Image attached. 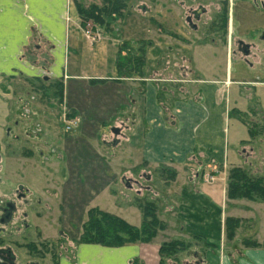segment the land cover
<instances>
[{"label": "crops", "instance_id": "0c3cea01", "mask_svg": "<svg viewBox=\"0 0 264 264\" xmlns=\"http://www.w3.org/2000/svg\"><path fill=\"white\" fill-rule=\"evenodd\" d=\"M75 1L0 0V81L5 78L12 80L13 76L19 74L34 76V79H37L35 76L49 74L51 82L58 80L62 84L60 97L57 94L59 112L62 116L72 119L71 124L76 122L75 125H69L68 129L66 124L64 125L66 132H73L72 136L66 137L63 143L55 136L56 147L51 148L49 156H44L41 152L40 157L59 166V161L53 157L56 154L58 160L66 158L67 165L74 167L81 154L83 157L88 154L83 165L98 169V174H92L91 177L92 180L99 179L104 182L102 188L105 190L107 183L115 178L123 182L122 180L126 179L124 176H130L134 182H138L139 176L144 175L147 180L153 182L151 170L170 166L174 176L169 182V188L162 194L153 192V196L161 194L162 198L167 199L162 209L166 216L163 219L166 228L163 231L165 233L161 234L182 240L188 235L202 236L205 238V245H209L211 250L222 240L225 218H236L240 220V225L235 231V236L230 239L229 264H264V248L242 245L244 239L258 243L264 239V233L260 236V230L254 229L252 232L243 226L244 220L256 222L252 210L260 206V202L228 199L227 178H216V173L213 172V166L223 167L229 172L230 166L235 163L228 154L226 124L231 113H239L241 106L236 99L231 102L229 89L233 85L264 84L258 79L242 78L246 75L260 78V75L264 74L262 14L251 15L245 11L241 20H235L230 4L224 44L220 43L216 35L203 32L202 26L209 20L207 15L202 16L196 24L198 29L178 33V38L184 37V42L179 41L176 48L174 45L169 48L166 46L164 50L169 59L174 51L181 55L177 62L181 65L179 72H183L185 76L176 80L173 79L176 74L172 71L174 67L171 60L164 63L163 68L159 70L149 67L154 66L149 64V57L142 66L144 73L140 76L120 72L117 61L112 66L114 70L111 74L85 70L80 41L86 39L78 14L76 21L70 22L69 17L71 8L76 11ZM85 1L88 4H99L101 0ZM247 1L256 7L257 1H260L261 8L264 9V0ZM207 5L217 7L219 1L209 0ZM239 43L243 45V51L237 49ZM219 51L220 54L225 52L226 59L225 68L222 70L224 76L217 77L215 74L218 70ZM236 52L242 56L239 58ZM200 55L201 60L205 61H199ZM232 57L242 63L243 67L234 79ZM95 65L92 64L93 69L96 68ZM173 84H179L178 93L168 89L176 88ZM159 86L164 89L162 101L158 100ZM247 90L237 91L238 96L241 99H249ZM234 116L238 120V143L235 150L237 153L243 140L241 130L249 135L250 127L245 125L244 117L239 114ZM38 128L41 130V125ZM115 129L118 130L117 133L113 132ZM40 133L34 135L37 137ZM80 137H89L92 144L86 140L82 144ZM49 138L44 140L46 144L51 141ZM8 143L4 142V153L7 154H2L1 160L5 158L6 162L19 164L22 158L6 151ZM49 147L51 146H46ZM116 167L118 169H115ZM195 168L197 171L206 169L205 173L211 172L215 176L214 182L206 183L197 178L193 179L191 172ZM148 174L152 176L149 177ZM27 189L29 187L23 190L25 194L31 193L30 189ZM152 191V188L146 186L141 191L138 188L135 192L138 197H145ZM61 193L63 198V191ZM54 197H57L56 193ZM38 198L39 201L34 205L26 199L23 211L18 210L20 214L23 212L22 222L27 225L29 216L25 207L51 206L46 200L42 203L43 198ZM67 198L69 199L70 195ZM171 198L175 201L174 204H171ZM135 206L134 209L141 213L140 224L134 225L138 227L142 223L143 215L140 207ZM13 217L12 213L10 218L2 222V226L9 224ZM34 218L38 219L37 216ZM257 226L256 224L259 229ZM38 230L45 238L54 237L45 235L46 232L42 229ZM158 236L159 234L147 243L117 248L79 244L72 261L62 257L58 264H159L158 249L165 240L157 241ZM206 260L209 261L208 257Z\"/></svg>", "mask_w": 264, "mask_h": 264}, {"label": "rangeland", "instance_id": "374dc122", "mask_svg": "<svg viewBox=\"0 0 264 264\" xmlns=\"http://www.w3.org/2000/svg\"><path fill=\"white\" fill-rule=\"evenodd\" d=\"M76 1L88 6L85 0ZM208 1L128 0L121 17L104 16L102 24L86 20L84 26H81L82 30L84 28L98 29L102 32V38L93 46H87V40L80 41L85 70L103 74L113 73L114 68L112 66L115 65L119 48H121L119 58L124 62L123 73L142 75L144 73L142 66L148 61L147 58L149 57V64L151 63L154 66H148L159 70L163 68L164 63L171 60V65L174 67L172 71L174 75L176 74V78L173 79H181L180 77L185 76L183 72H179L181 65H178L179 62H177L181 55L174 51L169 59L164 53L167 45H174L175 48L179 45L178 39L168 38L167 29L176 34L190 30L184 22V16L188 14L190 8L195 9L200 4L205 8L214 9L213 6L207 5ZM215 1L221 3L223 0ZM230 1L227 0V8L231 4L235 20H241L246 12L251 15L262 14L264 17V9L261 8L260 1L256 3L258 7L247 0H234L233 2L231 1L232 3ZM69 17L71 19L70 22L77 20L75 9L71 8ZM70 25V32H72V24L70 23ZM147 40L151 41L152 44L150 42L148 44ZM234 49L236 50V47ZM219 54L217 55L219 58L218 70L215 74L217 77L224 76V71L222 72V70L225 68L226 59L225 52ZM236 56L240 58L242 55L236 52ZM137 57L142 59L143 65H136L134 59ZM198 59L199 61L204 60H201V55ZM231 62L234 79L237 78L239 71L243 67L241 66L242 63H238L233 57ZM92 64H96V68L93 69ZM35 77L37 79H34V76L26 77L19 74L13 76L12 80L5 78L0 81V206L7 208L6 203L11 202L17 208L13 212L14 217L9 224L2 226L3 223L0 222V251L8 248L15 257L13 264H58L62 257H67L72 261L79 245L78 239L81 234L82 224L86 221L90 208L96 207L122 219L124 218V220L133 225H138L140 224L141 213L134 207H136L135 205H143L146 202L155 204L156 216L164 225L163 229L157 230L156 236L157 234L159 236L156 240H172L173 237L171 235L165 236L161 234L165 233L163 231L166 228V224L163 221L166 216L163 214L162 209L167 203L165 201L167 199L162 198L161 194L169 188V182H171V175L173 174L172 167L160 166L155 170H151L150 173L154 177L153 182H150V179L147 180L144 175L139 176L138 182H134L130 176H124L129 179L130 188H127L120 179L115 178L112 182L107 183L105 190L102 188L105 184L104 182L99 181V179L92 180L91 175L98 174V169L83 165L88 154L86 157L81 154L78 158V163H75L74 167L67 165L66 158L58 160L56 154L53 157H56V161H59V166L53 165V161L47 160V162L40 157L41 152L44 153V156L51 154V148L54 149L57 145L55 136L58 137L60 143H63L66 137L72 136L73 132H66L64 125L66 124L68 129L69 125H75L76 122L71 124L72 119L62 116L59 112V97L57 96L59 88L57 83L60 82L58 80V82H54V80L51 82L49 74ZM242 78L258 79L264 82V74H261L260 78L255 75H246V77ZM173 85L176 88L168 89H170V92L175 90L174 93H178L179 84ZM161 87H157L159 101H162L164 97V89ZM246 89H248L247 93L250 94V97L249 99H243V97L241 99L237 91L241 90L242 92V90L245 91ZM229 90L230 99H236L241 106L239 113H231L226 124L228 154L235 162L233 166H230V169L240 167L251 178H260L264 183V84L254 86L233 85ZM234 114L244 117L242 119L245 120V125L250 127L249 135L246 131L243 132L241 130V136L243 137L241 139L243 140L237 153L235 150L238 143L236 141L238 139L236 136L238 120ZM40 125L42 127L41 130L38 128ZM30 131L31 133H29ZM39 132H41L40 135L36 137L34 134ZM112 135L114 136V134ZM49 136L54 139L49 138ZM5 137L9 139L6 140ZM48 138L51 141L46 144L44 140H48ZM80 138L82 144H84V140L92 144L89 137ZM5 141L7 143L10 142L6 144V151L15 153L17 157L22 158V162L13 164L11 161L6 162L5 158L3 161L1 160L2 154L4 156L7 154L4 153ZM46 146L51 147L46 148ZM213 168L216 169L214 172L216 173V178L220 177L222 180L227 178L228 170L217 166H213ZM115 169L118 168L116 167ZM206 171V169L197 171L195 168L191 172L192 178H197L202 182V180L204 181L203 174ZM152 175L148 174L149 177ZM21 186H23L22 189ZM146 186L152 188V193L146 194L145 197H138L135 191L138 188L141 191ZM25 187H29L30 191L29 189L27 190L31 193L25 194L23 191ZM62 191L64 193L63 198ZM54 192L57 197H54ZM153 192H160L161 194L156 197L153 196ZM69 195L70 198L68 199L67 196ZM38 197L40 199L43 198L42 203L46 200L51 206L25 207L24 209L28 212L29 223L27 228L23 227L21 224L23 212L20 214L18 210L23 211V206L27 203L26 199H29L28 201L30 202L32 201L34 205L39 201ZM170 201L171 204L175 203L172 198ZM251 201L260 202V206H256L252 210L253 217L257 223L254 220H244V229H250L252 232L254 229L256 231L260 230V236L261 234L263 236L264 201L259 199ZM36 216L38 219L35 220L34 217ZM256 224L259 229L256 228ZM38 229L46 232L45 235L54 237L52 239L45 238ZM223 231L222 240L211 250L205 245V238L202 236L194 238L192 235H188L186 238L184 237L183 240L188 242L190 246L177 253L175 258H165L164 264H229L230 241L225 237V230ZM30 243L34 244L36 250L27 246ZM207 257L209 261L206 260Z\"/></svg>", "mask_w": 264, "mask_h": 264}, {"label": "trees", "instance_id": "16d2710c", "mask_svg": "<svg viewBox=\"0 0 264 264\" xmlns=\"http://www.w3.org/2000/svg\"><path fill=\"white\" fill-rule=\"evenodd\" d=\"M128 0H101L99 4L90 3L85 6L81 2L75 1L74 5L78 14L81 26L86 20L102 24L103 17H121ZM136 65H143L139 57L134 59ZM117 68L123 72L124 62L121 58L117 60ZM58 85V95L60 97L62 84ZM172 178L174 173L171 175ZM227 197L228 199H248L264 201V183L260 178H251L244 169L233 167L227 176ZM143 219L140 226L131 225L124 219L96 207L90 208L86 221L82 224L81 234L78 244H96L104 247L117 248L129 244L150 242L158 229H163L164 225L156 216V206L153 202H146L139 206ZM240 225V220L226 217L224 220L225 237L230 241L235 236V231ZM194 238L198 236H192ZM244 247L264 248V239L261 243L255 240H242ZM30 249L36 250L34 244L27 245ZM190 244L185 240L174 238L160 244L158 249L159 264H164L165 258H175L176 254L187 249ZM206 246H209L206 244Z\"/></svg>", "mask_w": 264, "mask_h": 264}, {"label": "flooded vegetation", "instance_id": "af4514ba", "mask_svg": "<svg viewBox=\"0 0 264 264\" xmlns=\"http://www.w3.org/2000/svg\"><path fill=\"white\" fill-rule=\"evenodd\" d=\"M223 2V3H222ZM222 3V4H221ZM219 3L217 7H214V9H208L205 8L203 5L197 6L195 9H189L188 14L184 16V22L188 25L190 30H196L198 29V26L196 25L202 16L207 15L209 17V20L204 23L202 26V30L204 33H211L213 35H216V37H219V40L221 44H224L226 41L227 36V22H228V8H227V1L223 0ZM229 7V5H228ZM225 8V10H224ZM227 14V15H226ZM167 36L168 38H176L180 42H184L183 38H178L177 34L171 30L167 29ZM168 48L170 47V44L167 45ZM237 49L240 51H243L244 47L241 43L237 44ZM6 207L0 206V222H4L6 219L10 218L11 214L15 211L16 207L13 203H6ZM23 227L27 228V224L23 221L21 222ZM15 257L13 256L12 252L6 248L3 251H0V264H13ZM34 264V263H31Z\"/></svg>", "mask_w": 264, "mask_h": 264}, {"label": "built area", "instance_id": "2783aa9c", "mask_svg": "<svg viewBox=\"0 0 264 264\" xmlns=\"http://www.w3.org/2000/svg\"><path fill=\"white\" fill-rule=\"evenodd\" d=\"M83 34H84V37L87 40L89 46H93L95 43L100 41L102 38V32L99 31L98 29L96 30V29H88V28L85 29L84 28ZM215 171H216V169L214 168L213 172H215ZM203 179L205 182L211 183L214 181V176L212 175L211 172H207V173L203 174Z\"/></svg>", "mask_w": 264, "mask_h": 264}, {"label": "water", "instance_id": "95a60500", "mask_svg": "<svg viewBox=\"0 0 264 264\" xmlns=\"http://www.w3.org/2000/svg\"><path fill=\"white\" fill-rule=\"evenodd\" d=\"M113 132L114 133H117L118 132V130L117 129H115V130H113ZM123 181V184L127 187V188H130L131 187V185H130V183H129V181L128 180H126V179H123L122 180Z\"/></svg>", "mask_w": 264, "mask_h": 264}]
</instances>
